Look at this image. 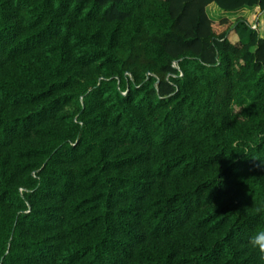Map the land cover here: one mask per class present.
<instances>
[{
  "label": "trees",
  "instance_id": "16d2710c",
  "mask_svg": "<svg viewBox=\"0 0 264 264\" xmlns=\"http://www.w3.org/2000/svg\"><path fill=\"white\" fill-rule=\"evenodd\" d=\"M261 32L264 0H0V264H264Z\"/></svg>",
  "mask_w": 264,
  "mask_h": 264
},
{
  "label": "rangeland",
  "instance_id": "374dc122",
  "mask_svg": "<svg viewBox=\"0 0 264 264\" xmlns=\"http://www.w3.org/2000/svg\"><path fill=\"white\" fill-rule=\"evenodd\" d=\"M253 11L254 10L245 9V10H241V11H237L233 13H225L219 10L214 4L210 5L207 8V13H208L209 18L214 21H218L221 19H229L230 21L235 22L239 18L247 19L251 16ZM261 33L264 34V32H261Z\"/></svg>",
  "mask_w": 264,
  "mask_h": 264
},
{
  "label": "clouds",
  "instance_id": "9594fccd",
  "mask_svg": "<svg viewBox=\"0 0 264 264\" xmlns=\"http://www.w3.org/2000/svg\"><path fill=\"white\" fill-rule=\"evenodd\" d=\"M257 212L259 213L260 209H257ZM248 246L264 256V230L252 233L248 238Z\"/></svg>",
  "mask_w": 264,
  "mask_h": 264
}]
</instances>
